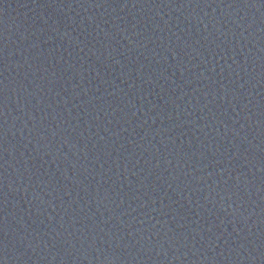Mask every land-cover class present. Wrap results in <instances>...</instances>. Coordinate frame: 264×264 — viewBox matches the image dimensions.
<instances>
[{
  "label": "water",
  "instance_id": "95a60500",
  "mask_svg": "<svg viewBox=\"0 0 264 264\" xmlns=\"http://www.w3.org/2000/svg\"><path fill=\"white\" fill-rule=\"evenodd\" d=\"M0 264H264V0H0Z\"/></svg>",
  "mask_w": 264,
  "mask_h": 264
}]
</instances>
